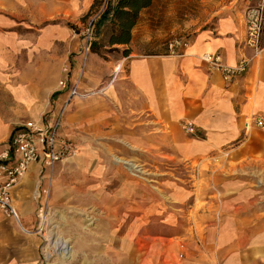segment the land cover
I'll use <instances>...</instances> for the list:
<instances>
[{"label": "crops", "instance_id": "crops-1", "mask_svg": "<svg viewBox=\"0 0 264 264\" xmlns=\"http://www.w3.org/2000/svg\"><path fill=\"white\" fill-rule=\"evenodd\" d=\"M95 2L0 0V153L25 121L53 122L69 98L60 133L75 143L76 152L57 163L81 161L78 148L87 150L91 135L96 155L113 165L116 156L105 148L111 139L136 143L143 137L150 143L154 138L165 149V160L188 167L185 177L175 169L163 182L172 201L186 205L198 197L205 207L212 203L223 210L224 226L210 237L212 247L188 244L182 253L165 249L157 255L158 264H264V130L253 122L264 118V30L262 49L247 70L225 80L201 55L217 53L229 65L251 56L244 42V12H224L213 25L183 28L188 44L176 55L163 46L161 33L137 37L139 17L128 42H110L108 27L101 29V23L95 48L86 50L81 31ZM150 38L161 41L150 44ZM73 86L78 94L70 96ZM187 121L195 133L181 128ZM47 170L40 161L31 163L11 189L26 223L33 204L25 196L30 189L34 196L44 191ZM113 197L107 206L114 207ZM7 224L0 210V264H31L22 248L11 247ZM19 226L29 232L22 221Z\"/></svg>", "mask_w": 264, "mask_h": 264}, {"label": "rangeland", "instance_id": "rangeland-1", "mask_svg": "<svg viewBox=\"0 0 264 264\" xmlns=\"http://www.w3.org/2000/svg\"><path fill=\"white\" fill-rule=\"evenodd\" d=\"M109 1L112 5L117 2ZM249 1L150 0L140 10L137 37L161 33L162 41L150 38L149 43L161 41L164 46L171 39L186 35L188 32L182 30L185 27L191 30L213 25L224 12H244ZM105 27L108 26L104 23L101 29ZM90 141L93 143L87 150L78 148L81 161L48 167L44 191L38 187L39 194L34 196L30 189L25 196L33 204L29 223L19 215L28 233L21 230L20 221L17 224L7 217L4 231L11 238V247L22 248L31 264H129V259L132 264H142L148 253L153 254L148 264H158L157 255L162 250L174 248L182 253L188 244L202 249L215 244L210 237L224 226L223 210L212 203L205 207L198 197L186 205L172 201V191L163 182L172 178L170 172L175 169L184 172L185 177L188 167L165 160L161 156L165 149L160 148L158 141L153 138L150 143L145 142L143 137L137 138L136 143L111 139L105 148L116 156L115 165L96 155L99 150L95 135ZM103 168L108 174H102ZM200 193L198 190L197 196ZM113 194L114 207H109ZM188 203H194L193 207ZM262 205L264 222V200ZM183 234L187 237L180 239ZM56 240L66 241L65 247L57 246Z\"/></svg>", "mask_w": 264, "mask_h": 264}, {"label": "built area", "instance_id": "built-area-1", "mask_svg": "<svg viewBox=\"0 0 264 264\" xmlns=\"http://www.w3.org/2000/svg\"><path fill=\"white\" fill-rule=\"evenodd\" d=\"M106 0L94 8L89 19L83 24L81 35L86 41V50L90 49L94 39L95 22L105 6ZM245 24V45L252 50V55L242 57L236 64L229 65L222 61L217 53L205 52L201 59L212 70L221 73L225 80L245 72L252 57L261 51V35L264 30V0H250L243 14ZM188 44L187 36L171 39L167 43V50L171 54H179V47ZM64 81L60 84L64 85ZM70 96L78 94L75 86L69 90ZM69 96V97H70ZM69 98L65 101L59 113L48 123L42 120H27L14 130L10 144L0 153V210L6 217L19 222L18 211L11 197V189L25 174L30 164L40 161L46 167H52L63 157L76 152L75 143L60 133L61 118ZM256 127L264 130V118L255 117ZM181 128L189 134L195 133V126L187 121Z\"/></svg>", "mask_w": 264, "mask_h": 264}, {"label": "trees", "instance_id": "trees-1", "mask_svg": "<svg viewBox=\"0 0 264 264\" xmlns=\"http://www.w3.org/2000/svg\"><path fill=\"white\" fill-rule=\"evenodd\" d=\"M101 2L102 0H97L95 7L99 6ZM149 4L150 0H117L112 5L109 0H106L103 10L95 22L94 35L97 36V34L101 33V31L99 33L97 32L98 25L105 23L108 26L110 42H128L130 39V30L137 22L140 10ZM95 41L96 37L91 43V49L95 48Z\"/></svg>", "mask_w": 264, "mask_h": 264}, {"label": "bare ground", "instance_id": "bare-ground-1", "mask_svg": "<svg viewBox=\"0 0 264 264\" xmlns=\"http://www.w3.org/2000/svg\"><path fill=\"white\" fill-rule=\"evenodd\" d=\"M19 225H20V223H19ZM22 229H23V227H22ZM54 243H56V245L61 247V249H62V247L63 248L65 247L66 241L60 240V242H59L58 240H56Z\"/></svg>", "mask_w": 264, "mask_h": 264}]
</instances>
